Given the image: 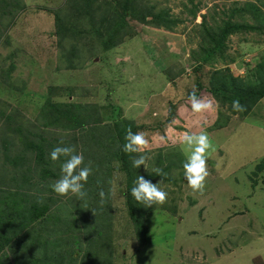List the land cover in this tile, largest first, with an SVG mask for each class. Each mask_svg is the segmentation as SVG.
Listing matches in <instances>:
<instances>
[{
  "label": "rangeland",
  "instance_id": "obj_1",
  "mask_svg": "<svg viewBox=\"0 0 264 264\" xmlns=\"http://www.w3.org/2000/svg\"><path fill=\"white\" fill-rule=\"evenodd\" d=\"M69 1L17 0L19 8L13 13L11 25H8L10 14L3 15L0 5V106L6 103V113L23 123L24 129L31 123L35 130L39 121L34 120L48 85L73 87L72 97H63L65 92L60 91L61 97L57 92L53 99L95 105L96 111L91 112L102 120L92 128L101 136L110 125L105 109L107 102L113 99L122 117L138 125L153 126L144 130L152 141L148 152L152 159L148 162V171L143 166L142 170L152 172L153 168H159L156 160L164 153H173L170 161L174 163L165 179H154L153 183L162 181L161 187L168 192V197L165 204H154L157 209L145 218L151 238L147 244L136 239L132 227L127 229L129 219L124 212L123 176L114 172L110 179L111 200L106 199L113 212L110 229L103 230L110 231L114 248L107 254L106 251L89 250L84 243L89 255L82 250L80 264H90L91 260L96 264H264V182L259 175L257 186L252 188L249 179L264 159V98L248 115L242 116V113H233L229 104L204 94L201 86V83L207 84L214 69L229 68L234 76L254 80L255 65L264 56V33L238 32L229 36L224 44V56L234 60L203 66L198 73L200 87L194 83L201 17L204 16L210 26L221 25L225 19L222 12L227 13L247 1L255 2L264 10V0H192V3L188 0H143L168 9L179 21L174 30L131 21L134 37L114 49L116 51L110 56L100 50L101 45L95 37L80 43L81 40L77 44L78 59L73 70L68 69L66 58L62 56L70 43L58 42L60 39L53 35V17L48 13L64 10L63 16L69 15L71 10L65 9ZM196 4L199 11L192 18L188 9ZM245 17L247 23H254L249 16ZM233 20L243 22L238 16ZM10 63L14 68L6 80L1 70L7 69ZM56 67L59 70L55 71ZM109 80L114 83L110 90ZM193 88L198 95L218 102V109L200 115L192 113L187 92ZM170 101H174L173 106ZM172 107L174 116L169 118ZM160 120L166 121L162 131L155 130L160 128L156 125ZM173 120L176 123L173 124ZM3 131L1 127L0 143L1 138L11 137V133ZM185 131H206L212 143L208 158L210 176L203 193L194 192L184 177L183 163L187 153L183 150L181 136ZM53 135L54 131H50V136ZM161 136L165 138L163 141ZM12 137L16 142L14 150L20 152L23 148L21 138ZM175 152L180 155L178 159ZM2 153L0 144V177L5 176L6 189L17 191L20 174L7 163L6 172ZM30 162L28 159V165ZM166 165L164 162L162 166ZM31 167L34 172L25 175L32 176L37 183L38 166L32 162ZM112 167L118 168V165L112 164ZM49 180L38 186L43 189L54 183ZM19 192L28 194L26 187ZM43 194L53 197L52 211L56 208L66 211L67 198L49 191Z\"/></svg>",
  "mask_w": 264,
  "mask_h": 264
},
{
  "label": "trees",
  "instance_id": "obj_2",
  "mask_svg": "<svg viewBox=\"0 0 264 264\" xmlns=\"http://www.w3.org/2000/svg\"><path fill=\"white\" fill-rule=\"evenodd\" d=\"M188 1L192 3V0ZM16 2L17 0H0L1 13L11 16L8 25L12 24L13 13L19 8ZM111 2L115 5L113 6ZM66 8L67 11L71 10L69 15L63 16L64 10L57 12L50 10L48 13L53 17V35L60 39L58 42L70 43V48L64 54L62 53V56L66 58L68 69L72 70L77 63L76 54L79 52L77 44L81 40L80 43L95 37L101 45L100 50L108 52L107 55L110 56L113 51H116L114 49L134 37L130 26L131 21L151 24L168 31H173L179 22L168 9L143 0H70ZM198 11V4L188 9L192 18L196 17ZM222 15L225 19L222 20L221 25L215 23V26H210L206 18L201 17L202 28L199 32L201 41L196 51L198 56L194 58L198 62L194 68L196 72L194 83L198 87H200L198 73L203 66H215L220 61L222 64H227L234 60L224 56V44L229 36L238 32L264 33V10L255 2L247 1L240 7L231 8L227 13L222 12ZM236 16L243 22L234 21L233 18ZM245 16H249L254 23H247ZM214 18L212 17L213 20ZM84 26L87 29H84ZM6 42L8 43V40ZM13 68L14 65L10 63L7 69L1 70L6 80L9 79ZM255 68L254 80H243L240 76H234L229 68L214 69V72L208 76L207 84L201 83L202 88L205 89L203 93L209 97H215V100H220L221 103L229 104L233 113L236 112L231 107L232 101L239 98L241 103L247 106V110L241 112L242 116H246L259 100L264 98V56L256 63ZM57 70H59L58 67L55 71ZM113 84L112 80L108 81V90L113 88ZM74 90L73 87L48 85L43 103L34 120L39 121L35 130L33 129L35 125L32 127L31 123L30 129H24L23 123H18L12 114L6 113V103L3 107L0 106V128L3 127V132L6 134L11 133V137L1 138L0 143L6 172L8 171L7 163L20 174L19 183L16 184L18 190L14 192L5 188V176L0 177V264H80L79 257L81 258L82 250L85 251V255H89L84 243H87L89 250H100L103 253L106 251L109 254L114 248L113 238L110 231L103 230L110 229V216L113 212L106 199L111 200L110 179L117 171L122 174L124 181L122 196L125 198L124 212L129 219L127 229L132 227L136 239L142 244H147L151 240L145 218L157 208L155 205L149 208L136 202L130 192L138 175H143L145 179L153 182L156 178L165 179V175L157 176L153 171L144 172L142 166L139 169L134 168L132 156L137 154L130 155L122 149L126 130L129 127L135 133L153 126L138 125L122 117L120 107L115 101L113 102V99H110L106 104L107 109L104 108L110 125L105 127L103 135L98 136L95 128L92 127L100 123L102 119L91 112L96 109L95 105L75 101H56L52 97L57 92L60 96V91H64L63 97L70 98L75 94ZM191 91L187 92V98ZM173 103L174 101H170L169 104L173 106ZM172 116H174L173 107L169 109V118ZM163 121L157 122L156 125L160 128L155 130L162 131L166 123ZM50 131H54L52 137ZM56 132L60 134L59 137ZM12 135L22 139L20 143L23 148L20 152L14 150L16 142ZM61 139L66 145H74L76 151L83 154L85 165L91 162L93 170L84 186L87 192L84 199H79L72 194L63 196L67 198L65 212H61L60 208L52 211L53 197H44L43 191L53 192L52 184L49 183L48 186L44 184L46 188L43 189L38 186L42 182L46 183L49 178L51 179L49 181L54 180V182L60 178V165L63 158L58 162H52L49 154L59 145ZM24 150L26 153H23ZM171 154L173 153H164L156 160V166H159L165 174L174 166L173 161H170ZM174 156L177 159L180 157L177 152ZM28 159L38 166L37 170L40 173L37 183L33 181L32 176L25 175L26 172H34L31 167L32 162L28 165ZM164 162L167 163L165 167L162 166ZM112 164H117L118 168L112 167ZM261 173L264 175V159L249 177L252 188L257 186L259 175V179L264 182V176ZM24 187L27 188L28 194L19 192ZM101 190L106 194L103 203L99 195ZM55 201L57 202L58 199L56 198ZM96 263L93 260L90 262V264Z\"/></svg>",
  "mask_w": 264,
  "mask_h": 264
},
{
  "label": "clouds",
  "instance_id": "obj_3",
  "mask_svg": "<svg viewBox=\"0 0 264 264\" xmlns=\"http://www.w3.org/2000/svg\"><path fill=\"white\" fill-rule=\"evenodd\" d=\"M191 112L197 115L215 112L219 105L212 99H208L197 94V89L193 88L188 95ZM233 111L241 113L247 110V106L242 104L239 98L232 101ZM172 123H176L175 120ZM165 138L160 137L163 141ZM183 150L187 153L186 160L183 163L184 177L188 186L194 192L203 193L206 187L207 178L210 176L208 168V158L212 143L206 131L193 132L185 131L181 136ZM152 141L149 134L144 131L133 132L129 127L126 130L125 143L123 151L127 154H137L132 156V166L139 169L141 166L148 171V162L152 159L148 152L151 150ZM50 160L58 162L63 158L60 165V178L56 180L51 188L59 196L72 194L79 199L87 196L85 183L92 174L91 162L88 165L84 163L82 153L76 151L74 145H66L61 139L58 146L50 152ZM152 171L157 176L166 175L160 168H153ZM162 181L153 183L150 179H145L143 175H138L131 188L130 195L136 202L144 204L145 207H152L154 204L163 205L167 202L168 192L161 187ZM101 203L104 202L106 194L103 190L99 193ZM94 214V213H93Z\"/></svg>",
  "mask_w": 264,
  "mask_h": 264
}]
</instances>
